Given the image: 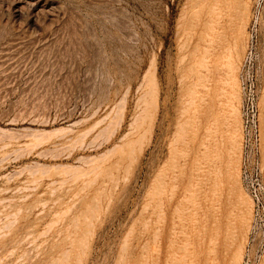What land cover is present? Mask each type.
Returning <instances> with one entry per match:
<instances>
[{
    "label": "rangeland",
    "instance_id": "1",
    "mask_svg": "<svg viewBox=\"0 0 264 264\" xmlns=\"http://www.w3.org/2000/svg\"><path fill=\"white\" fill-rule=\"evenodd\" d=\"M253 15L264 179V0H0V264H241Z\"/></svg>",
    "mask_w": 264,
    "mask_h": 264
},
{
    "label": "built area",
    "instance_id": "2",
    "mask_svg": "<svg viewBox=\"0 0 264 264\" xmlns=\"http://www.w3.org/2000/svg\"><path fill=\"white\" fill-rule=\"evenodd\" d=\"M253 15L250 42L239 72L240 104V180L251 198L253 209L250 230L241 264H260L264 252V179L261 163V133L259 111V83L257 76L256 33Z\"/></svg>",
    "mask_w": 264,
    "mask_h": 264
}]
</instances>
